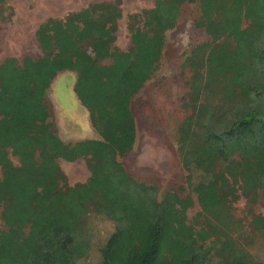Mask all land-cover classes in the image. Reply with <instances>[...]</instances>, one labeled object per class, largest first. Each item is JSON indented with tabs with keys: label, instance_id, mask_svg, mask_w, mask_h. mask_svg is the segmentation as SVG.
Segmentation results:
<instances>
[{
	"label": "trees",
	"instance_id": "obj_1",
	"mask_svg": "<svg viewBox=\"0 0 264 264\" xmlns=\"http://www.w3.org/2000/svg\"><path fill=\"white\" fill-rule=\"evenodd\" d=\"M195 1L155 0L128 16L127 52L114 46L121 0L91 3L46 20L43 57L0 62V264H79L92 250L97 264H264L243 243L232 208L240 197L250 206L264 198V0H198L195 26L209 40L184 62L190 113L176 138L184 198L132 177L114 145L123 135L115 124L129 115L124 95L154 76L165 32ZM66 71L101 140L68 145L55 134L46 93ZM78 159L90 176L70 186L57 161ZM92 215L113 226L97 244ZM250 227L264 234V214Z\"/></svg>",
	"mask_w": 264,
	"mask_h": 264
},
{
	"label": "rangeland",
	"instance_id": "obj_2",
	"mask_svg": "<svg viewBox=\"0 0 264 264\" xmlns=\"http://www.w3.org/2000/svg\"><path fill=\"white\" fill-rule=\"evenodd\" d=\"M155 0H121L122 17L117 22L114 46L127 52L131 48L127 17L140 15L151 9ZM113 0H6L0 5V62L8 57L21 61L25 57H43L37 40L42 25L48 18H63L91 3ZM200 16L199 1L185 3L174 29L166 31L162 59L154 76L137 84L127 92L123 106L129 115L119 119L120 134L114 145L120 150L118 160L135 179L158 188L159 196L172 191L184 198L188 194L186 173L177 152V130L189 115L186 107L190 73L184 67L192 49L206 43L209 37L195 26ZM138 26L142 25L140 18ZM105 63H110L109 60ZM76 74L62 72L52 81L46 93V105L55 134L65 144L72 145L86 139L101 140L91 127L87 111L73 92ZM17 164L16 158H11ZM68 184L85 182L90 174L83 159L74 162L57 161ZM235 216L243 225L242 241L250 245L257 260L264 262V234L252 233V215L264 214V198L250 206L244 197L232 205ZM199 211L198 204L187 212L192 220ZM92 244L101 242L112 231V224L92 215L88 220ZM5 230L0 220V231ZM79 264H97V254L91 251Z\"/></svg>",
	"mask_w": 264,
	"mask_h": 264
}]
</instances>
